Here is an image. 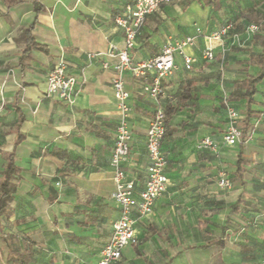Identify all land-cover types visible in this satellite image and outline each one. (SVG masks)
Masks as SVG:
<instances>
[{
	"label": "crops",
	"instance_id": "obj_1",
	"mask_svg": "<svg viewBox=\"0 0 264 264\" xmlns=\"http://www.w3.org/2000/svg\"><path fill=\"white\" fill-rule=\"evenodd\" d=\"M133 1L0 0V182L9 158L16 169L8 216L0 219L2 264L6 236L21 244L27 264H96L111 237L119 211L109 160L119 115L111 88L117 58L105 54L110 45L124 50L123 32L114 20ZM247 2L176 0L146 18L128 51L135 64L156 56L165 43L194 35L196 27L208 34L234 24L225 38L223 67L222 48L197 38L194 46L183 48L195 58L193 67L186 70L175 55L176 69L162 79L158 104L142 92L149 76L123 73L133 132L125 168L137 190L148 163L149 122L158 107L173 112L161 147L168 161L167 189L150 215H133L137 242L122 250L117 264H264V79L253 95L251 110L260 115L249 120L251 139L222 146L217 154L197 148L204 136L219 141L225 129L222 80L230 95L259 71L250 57L261 52L246 59L255 72L243 77L237 63L244 59L241 52H230L247 44L248 24H259L257 36L264 37V4H256L248 21L240 16ZM207 46L215 47L212 62L200 57ZM89 54L101 55L89 59ZM60 57L77 82L70 103L46 94L47 74ZM230 104L240 112L244 130L245 100ZM240 152L241 178L235 174ZM220 167L232 179L229 190L217 185ZM26 239L33 245L22 244Z\"/></svg>",
	"mask_w": 264,
	"mask_h": 264
},
{
	"label": "built area",
	"instance_id": "obj_2",
	"mask_svg": "<svg viewBox=\"0 0 264 264\" xmlns=\"http://www.w3.org/2000/svg\"><path fill=\"white\" fill-rule=\"evenodd\" d=\"M176 0H134L124 6L115 16L116 27L123 32L124 50H117L110 45L107 56L116 57L117 63L114 66L117 76L111 81V88L116 100L119 120L116 124L113 150L109 160V167L113 174L115 192L113 200L119 211L118 218L112 225V233L109 241L99 253L96 264H117L122 257V250L137 242L134 233L136 214L138 217L148 216L152 213L154 202L160 198L168 186V178L165 174L167 157L162 152V143L165 134V113L158 107L154 116L149 122L146 130L145 149L147 154V167L143 179L141 190L136 189L135 181L128 176L125 164L129 159V148L132 140V127L129 119L131 107L128 104L130 98L126 90L123 73L130 71L136 77H150L142 87V92L158 104L162 95V79L170 76L176 69L175 55L178 54L186 70H190L195 63V58L188 56L183 51L185 46H194L197 38H204L208 42L222 48L221 68L223 67L226 53L225 38L234 30V24L227 22L216 30L205 34L201 28L196 27L192 36H186L173 43H165L159 53L145 61L133 63L128 51L133 49L140 30L143 28L146 18L160 10L162 6L169 5ZM260 31V25L256 23L248 24L244 27L245 38H250ZM237 38V35H234ZM214 46L204 47L200 52V57L205 62L215 60ZM101 54H89V59H94ZM103 68H108L107 62H103ZM67 63L60 57L48 72L46 83V94L48 97L59 98L66 102H71L76 90V79L67 72ZM225 111V129L219 141L213 140L210 136L202 137L197 148L217 154L222 146L235 147L247 143L252 136V132L243 136L240 112L234 108L227 99L223 100ZM217 185L221 190H229L232 183L228 172L220 167L217 175ZM264 217V212L260 215Z\"/></svg>",
	"mask_w": 264,
	"mask_h": 264
},
{
	"label": "trees",
	"instance_id": "obj_3",
	"mask_svg": "<svg viewBox=\"0 0 264 264\" xmlns=\"http://www.w3.org/2000/svg\"><path fill=\"white\" fill-rule=\"evenodd\" d=\"M36 10L39 11L40 7L35 6ZM25 34L28 36L30 40H32L30 36L29 29L25 30ZM254 40L258 42L261 46V53L258 55H252L251 61L259 67V71L254 76H251L245 80H243L240 84V88L236 91H233L227 98L229 101H238V100H245L246 103V118H245V129L242 130L243 136H247V129L249 127V120L251 117L257 115L259 116L260 113L251 110V105L254 103L253 95L256 93V85L260 83L264 79V37L254 35ZM34 45V44H32ZM173 110L168 107L165 110V134L166 136L167 128L169 127V119L171 118ZM244 158L242 156V152L238 154V159L236 162V177H242L244 172L243 164ZM16 169L13 166V162L11 158L8 159L7 166L3 171V178L0 182V219L7 218L8 216V203L12 198V194L14 193L15 187L12 182L13 175ZM24 241V240H23ZM27 244L25 241L22 243L24 245H33L32 242H29L27 239ZM2 243L6 246L7 251H1L2 260L4 264H27V260L25 258V254L21 253V244H17L15 238L6 236L2 239ZM0 264L1 261H0Z\"/></svg>",
	"mask_w": 264,
	"mask_h": 264
},
{
	"label": "rangeland",
	"instance_id": "obj_4",
	"mask_svg": "<svg viewBox=\"0 0 264 264\" xmlns=\"http://www.w3.org/2000/svg\"><path fill=\"white\" fill-rule=\"evenodd\" d=\"M247 3H248V4H246L247 6L245 5L244 11L240 14V16H243L248 21H252L253 16H254V12H256L255 9H254V8H256V4H257V6L260 5L261 3L264 4V0H262V1L261 0L260 1L259 0H255V2H254L255 6L254 5L252 6V4H254V3L251 0H248ZM262 31L264 32V28H262ZM250 39H251V37L250 38H245V41H247L246 45H244L241 48H234L233 50L230 51V52H234V50H235V53L241 52L239 54H241L242 57L245 59L244 60L242 58L243 60L237 62V63H240L243 66V71L241 72V77H243L246 73L253 74L255 72L254 65L251 63V61H248L246 59L249 58V56L251 54H256V53L261 52L260 47L257 44H255V42L252 44L253 38L251 40L252 42L250 41ZM230 58H233L232 60H234L235 57L232 56ZM224 60H225V56H224ZM226 65H228V64H226ZM220 79L222 80L223 78H220ZM224 81L225 80L223 79L222 80L223 83L221 84V95H220V98H219L220 99V103H219L220 107L223 106L224 98L227 99V101H229L227 97L229 96V93H230V90H231V89H226L225 88ZM197 144H198V142H197ZM230 180H232V179H230Z\"/></svg>",
	"mask_w": 264,
	"mask_h": 264
}]
</instances>
